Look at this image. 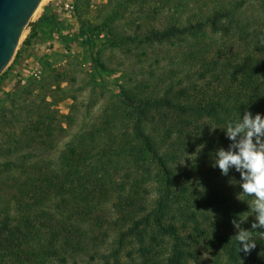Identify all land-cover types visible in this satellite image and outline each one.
<instances>
[{
	"label": "trees",
	"instance_id": "16d2710c",
	"mask_svg": "<svg viewBox=\"0 0 264 264\" xmlns=\"http://www.w3.org/2000/svg\"><path fill=\"white\" fill-rule=\"evenodd\" d=\"M246 4L219 0L183 12L184 3L174 2L165 23L157 15L129 17L133 34H125L115 25L128 19L124 1L99 24L82 27L137 58L166 44L183 47L169 63L188 69L180 76L157 68L136 83L134 72L114 70L124 82L109 90L112 98L101 96L98 115V99L82 110L69 72L56 68L6 93L0 264H189L201 247L218 263L264 264L257 239L250 255L239 253L231 223L237 218L251 228L255 198L239 197L245 181L235 166L226 176L213 167L217 150L238 153L247 138L244 130L229 139V123L242 124L245 112L264 119V24L252 23ZM99 78L91 72L80 90L95 89ZM68 99L63 114L59 105ZM252 141L260 150L264 130Z\"/></svg>",
	"mask_w": 264,
	"mask_h": 264
},
{
	"label": "rangeland",
	"instance_id": "374dc122",
	"mask_svg": "<svg viewBox=\"0 0 264 264\" xmlns=\"http://www.w3.org/2000/svg\"><path fill=\"white\" fill-rule=\"evenodd\" d=\"M124 1L128 7L125 13L128 19L118 20L115 25L118 32L133 34V26L128 22L130 18L147 15L153 19L157 15L162 17L160 22L162 20L161 23H165L166 18L176 11L171 6L174 2L184 3L183 12H189L196 5L208 9L219 0H148L144 4L143 12L139 3L145 2L144 0H135L131 4L127 1L133 0H43L26 27L12 61L0 73V100L6 93L13 92L18 82L26 84L30 78L41 80L44 75H48V70L56 68L60 72H69V80L72 81L69 85L71 92L77 94L79 100L84 102L82 110H85L88 102L93 104L98 99V105L92 110V114L98 115L105 101L101 96L105 99L112 98L109 90L112 92L118 90L117 86L124 82L120 73L114 70L134 72L136 75L132 76L135 81L133 83L151 79V73L157 68L159 73L167 75L170 70L180 72V76L187 74L188 69H176L175 65L169 63L170 58L174 62L179 61L178 57L183 47L166 44L150 50L147 57L137 58L134 51L128 52L127 48L109 47L104 34L81 31L82 27L88 28L90 24H99L112 8H116L119 2ZM66 5L73 6V9H66ZM244 10V14L252 23L259 26L264 24V0H247ZM42 17H45V21L41 27L34 26ZM162 56L166 59H162ZM157 58H161L159 66L156 65ZM98 59L105 68H99ZM91 72L99 75L101 83L95 89L88 85L81 91L82 84L89 80ZM100 84H106L109 89L102 88ZM66 86L67 83H64L63 87ZM71 104L70 99L62 101L59 105L60 111L68 114ZM231 178L233 180L234 176ZM242 196L243 191L239 197ZM256 239L264 251V239H260L258 234ZM200 251L197 259L190 260L189 264H223L218 263L215 254L206 248L201 247Z\"/></svg>",
	"mask_w": 264,
	"mask_h": 264
},
{
	"label": "clouds",
	"instance_id": "9594fccd",
	"mask_svg": "<svg viewBox=\"0 0 264 264\" xmlns=\"http://www.w3.org/2000/svg\"><path fill=\"white\" fill-rule=\"evenodd\" d=\"M246 131V139L239 146V152L234 153L231 148L228 151L219 149L216 152L215 164L222 175H227L230 166H235L236 171L240 173L241 179L245 182L241 184L243 193L246 196L254 197L255 208L253 211L257 213L251 228L243 227V221L233 218L231 223L235 230L233 236L239 245V253L248 256L257 247V240L252 233H258L260 239H264V144H261L260 150H257L253 144L252 137L254 134H261L264 130V119L258 113L253 120L249 112H245L243 123L237 124L235 127L229 123L227 131L229 139H235L236 134ZM247 170V172L242 171Z\"/></svg>",
	"mask_w": 264,
	"mask_h": 264
},
{
	"label": "water",
	"instance_id": "95a60500",
	"mask_svg": "<svg viewBox=\"0 0 264 264\" xmlns=\"http://www.w3.org/2000/svg\"><path fill=\"white\" fill-rule=\"evenodd\" d=\"M43 0H0V73L12 61L21 37Z\"/></svg>",
	"mask_w": 264,
	"mask_h": 264
},
{
	"label": "built area",
	"instance_id": "2783aa9c",
	"mask_svg": "<svg viewBox=\"0 0 264 264\" xmlns=\"http://www.w3.org/2000/svg\"><path fill=\"white\" fill-rule=\"evenodd\" d=\"M69 8L73 9V6L66 5V9H69Z\"/></svg>",
	"mask_w": 264,
	"mask_h": 264
},
{
	"label": "bare ground",
	"instance_id": "6f19581e",
	"mask_svg": "<svg viewBox=\"0 0 264 264\" xmlns=\"http://www.w3.org/2000/svg\"><path fill=\"white\" fill-rule=\"evenodd\" d=\"M38 10V9H37ZM36 13V12H35Z\"/></svg>",
	"mask_w": 264,
	"mask_h": 264
}]
</instances>
